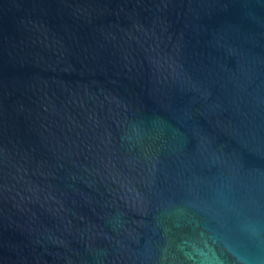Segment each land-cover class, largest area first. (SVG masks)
Wrapping results in <instances>:
<instances>
[{"label":"water","instance_id":"95a60500","mask_svg":"<svg viewBox=\"0 0 264 264\" xmlns=\"http://www.w3.org/2000/svg\"><path fill=\"white\" fill-rule=\"evenodd\" d=\"M0 264H264V0H0Z\"/></svg>","mask_w":264,"mask_h":264}]
</instances>
